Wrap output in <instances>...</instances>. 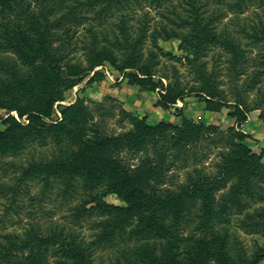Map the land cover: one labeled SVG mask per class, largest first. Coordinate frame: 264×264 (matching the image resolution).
Listing matches in <instances>:
<instances>
[{
	"label": "rangeland",
	"instance_id": "1",
	"mask_svg": "<svg viewBox=\"0 0 264 264\" xmlns=\"http://www.w3.org/2000/svg\"><path fill=\"white\" fill-rule=\"evenodd\" d=\"M106 1L17 0L7 18L0 13V118L8 113L1 103L8 98L5 91L11 79L25 80L32 71L4 40L5 26L11 29V20L40 23L48 18L57 21L62 30L69 29L58 47L55 45L52 51L47 49L37 55L34 60L37 66H47L45 58L53 54L62 57L63 72L66 65L91 66L97 54L104 59L102 65L95 67L104 78L88 84L90 76H87L64 90L63 100L54 103L53 114L44 119L47 123L56 121L61 117L62 106L79 102L89 117L86 127L73 128L58 142L45 133L32 131L18 148H0V247L25 233L60 232L75 245L86 247L95 264H124L135 247L158 250L154 232L137 221L120 228L116 216L107 208L97 207L82 213L81 207L90 199L99 204L124 205L93 180L44 173L34 176L27 170L37 163L63 160L76 150L85 134H91L89 128H96L100 134L130 135L137 131L134 125L137 121L180 126L179 108L192 124L214 125L219 130L194 127L179 144L149 139L138 151L125 150L124 156L132 165L147 157L151 163H159L162 179L174 190L188 187L200 178L214 180L213 210L210 215H203L200 198L196 197L189 203L184 232L205 239L215 236L219 239L216 242L223 241L237 264H264V155L243 170L230 162L236 145L240 144L233 131L238 130L235 118L230 115L234 105L256 110L253 120L264 125V72L261 71L264 65L259 61L264 41L256 43L251 39L254 36L249 27L256 25L259 17L264 21V5L250 6L236 17L231 14L233 0L225 1V17L217 16L215 23L219 30L234 36L235 47L230 52L209 38L200 47L196 41L182 43L179 34L183 33V40L193 28L188 26L178 31L166 25L169 22L163 17L168 12L167 6L177 7L181 0H162L160 4L152 0H141L140 4L110 0L111 10L113 7L119 10L112 13H108ZM179 9L169 18L176 20ZM205 17L215 19L214 11ZM210 22H204L206 29ZM239 23L247 25L245 30L254 47ZM206 29L202 28L203 33ZM168 34L175 36L167 37ZM24 54L31 62L28 49ZM110 59L118 66L129 62L133 67L118 71ZM142 67L147 68L154 82H159L156 88L149 81L143 85L127 82L124 73H138ZM161 94L179 98L175 105L165 109L159 103ZM199 94L214 95V100L222 101L224 106L218 111L208 110ZM13 114L20 122H28L25 116L19 119ZM245 135L242 143L259 154L264 147H257V141L249 137L251 133ZM93 205L95 202L86 208Z\"/></svg>",
	"mask_w": 264,
	"mask_h": 264
},
{
	"label": "trees",
	"instance_id": "2",
	"mask_svg": "<svg viewBox=\"0 0 264 264\" xmlns=\"http://www.w3.org/2000/svg\"><path fill=\"white\" fill-rule=\"evenodd\" d=\"M131 1L137 4L141 3V0H128L127 3L131 4ZM152 1L159 4L162 2V0ZM225 1L181 0L177 7L173 4L167 6L168 12L163 17L166 22H169L166 25H172L178 31L188 26L193 28L190 33L184 35L183 40L181 38L183 33L179 34L182 43L189 44L191 41H196L197 46L200 47V43L205 38H209L214 43L223 46L224 50L231 52L235 47L234 36L219 30L218 24L215 23L217 16L223 17L226 13ZM263 2L264 0H233L234 8H232L234 10L231 14L238 17L250 6L262 7ZM16 3L17 0H0V13L7 18ZM105 4L108 13L110 11L112 13L115 9L118 10L115 7L111 10L112 2L110 0ZM178 7L180 9L176 13V20L169 18L171 14L174 15L173 13ZM212 10L215 13V19L205 17V15L210 16ZM127 17L128 15H125V18ZM208 20L215 24L210 22L206 29L204 22ZM11 22H13L11 29H6L8 25L5 26L4 40L26 65L32 67V71L25 80L12 78L9 89L5 91L8 98L1 105L8 113L5 117L0 118V148L4 150L18 148L23 139L32 131L45 133L58 142L73 128L86 127L89 117L79 102L62 106L61 117L56 121L47 123L44 119L53 114L54 103L63 100L64 90L72 88L87 76H90L88 84L104 78L100 71L95 70V67L103 64L102 56L97 54L96 60L91 66L66 65L65 72L60 66L62 57L58 54L45 58L49 63L47 66H37L34 64L37 55L47 49L48 52L52 51V47L55 45L58 47L59 40L68 35L69 29L62 30L57 21L48 18L40 23L35 20L22 21L19 19H13ZM246 26L241 25L240 29L246 33L242 34L248 38ZM203 27L206 29L204 33ZM249 27L253 30L254 38L249 36L251 39L256 43L264 41L263 19L259 17L258 23ZM171 36L175 35L168 34L167 37ZM201 36L203 39H200ZM249 43L252 44L250 39ZM254 44L251 46L254 47ZM26 49L29 50L31 62L24 54ZM109 61L118 71L133 67L129 62L118 66L111 59ZM259 61L264 65V51H261ZM261 71L264 72V69ZM126 76L129 84L143 85L149 81L151 87L156 88L159 83L153 81L145 67L140 68L138 73H124V77ZM178 98V95L161 94L159 103L167 109L175 105ZM214 98V95L201 97L199 94V99L204 101L206 109L218 111L224 106V103L216 101ZM177 109L181 116L180 126L164 123L151 125L144 121H137L134 124L137 131L130 135L100 134L96 128H89L91 134H85L76 150L63 160L37 163L28 168L27 173L34 174V176L38 173L51 176L67 175L72 179L83 176L93 180L95 185L107 193L114 194L123 202L124 205L99 204L94 199H90L84 203L81 211L86 213L97 207L107 208L112 215L116 216L115 222L120 224V228L137 221L142 224L143 228L154 232V236L159 242L158 250L149 247H135L131 252V257H128L129 259L125 260L124 264H237L227 253L223 241L216 242L215 236L205 239L184 232L190 211L189 203L196 197L200 198L203 215L205 213V216H208L213 210L214 189L216 188L214 180L204 177L193 181L188 187L182 186L174 190L168 187L162 179L163 170L159 163L153 164L147 157L141 158L137 164L132 165L124 156L125 150L133 151L135 149L138 151L149 139H166L179 144L185 141L187 133L194 127L207 128L210 131L219 130L214 125L205 127L192 124L180 112L181 109ZM249 111L237 103L234 105L233 112L230 113L236 119L238 130L233 131L235 138L240 142L236 145L235 155L230 162L241 170L256 164L264 155V148L259 154H256L242 143L247 136L239 131V128L246 121ZM13 112L19 119L25 116L28 122L26 124L20 122ZM92 202H95V205L86 208V205ZM67 238L60 232L25 233L24 236H18L16 241L9 240L0 247V264H95L92 254L86 247L75 245L74 241Z\"/></svg>",
	"mask_w": 264,
	"mask_h": 264
},
{
	"label": "crops",
	"instance_id": "3",
	"mask_svg": "<svg viewBox=\"0 0 264 264\" xmlns=\"http://www.w3.org/2000/svg\"><path fill=\"white\" fill-rule=\"evenodd\" d=\"M255 113H256V110L249 111L247 113V119L244 123H242L241 127L239 128V131L245 134L251 133L249 137L257 141L258 143L257 147L262 148L264 147V125L263 124L261 125V122L258 120L257 121L253 120V116H255ZM232 121L234 122V119H232ZM253 126L254 127L256 126V128H254Z\"/></svg>",
	"mask_w": 264,
	"mask_h": 264
}]
</instances>
